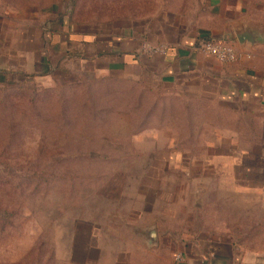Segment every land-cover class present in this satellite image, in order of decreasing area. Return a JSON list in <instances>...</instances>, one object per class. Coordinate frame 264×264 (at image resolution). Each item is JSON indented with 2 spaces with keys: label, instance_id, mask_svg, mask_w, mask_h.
<instances>
[{
  "label": "rangeland",
  "instance_id": "rangeland-1",
  "mask_svg": "<svg viewBox=\"0 0 264 264\" xmlns=\"http://www.w3.org/2000/svg\"><path fill=\"white\" fill-rule=\"evenodd\" d=\"M153 1L80 0L74 19L112 23ZM247 1L264 21V0ZM70 4L0 0V67L11 71L9 86L0 80V264H126L148 230L167 248L188 237L208 247L228 230L264 252V115L153 81L88 79L81 63L37 78V32Z\"/></svg>",
  "mask_w": 264,
  "mask_h": 264
},
{
  "label": "crops",
  "instance_id": "crops-1",
  "mask_svg": "<svg viewBox=\"0 0 264 264\" xmlns=\"http://www.w3.org/2000/svg\"><path fill=\"white\" fill-rule=\"evenodd\" d=\"M184 1L181 5L170 0L153 1L144 15H120L112 23L102 17L78 21L74 14L70 18L55 15L50 22L45 19L36 39L37 78L52 79L55 72L68 70L70 63H81L90 68L88 79L115 76L153 81L167 93L177 91L188 98L230 106L229 111L236 116L264 115V21L249 18L247 0H199L190 11L185 9ZM244 29L260 42L240 45L235 32ZM203 39L231 40L239 59L222 65L194 53L193 47ZM144 43L163 45L168 50L161 56H138ZM68 52L74 54L67 57ZM239 188L243 190L244 185ZM223 233L212 237L208 247L189 237L180 239L178 247L192 248L184 251L160 246L156 233L154 243L142 237L146 247L126 249L123 255L128 257L126 264H264L262 250L236 241L238 233ZM222 236L225 239H219ZM247 237V233L240 235L242 241ZM176 253L183 256V262L174 261ZM94 254L98 256V249Z\"/></svg>",
  "mask_w": 264,
  "mask_h": 264
},
{
  "label": "built area",
  "instance_id": "built-area-1",
  "mask_svg": "<svg viewBox=\"0 0 264 264\" xmlns=\"http://www.w3.org/2000/svg\"><path fill=\"white\" fill-rule=\"evenodd\" d=\"M167 48L163 45H152L144 43L138 50V56L154 57L165 55ZM194 53L203 57L212 58L216 62L227 65L236 62L239 59V54L230 44L224 40H212V41H198L193 47ZM176 263L183 262V256L178 253L174 256Z\"/></svg>",
  "mask_w": 264,
  "mask_h": 264
},
{
  "label": "trees",
  "instance_id": "trees-1",
  "mask_svg": "<svg viewBox=\"0 0 264 264\" xmlns=\"http://www.w3.org/2000/svg\"><path fill=\"white\" fill-rule=\"evenodd\" d=\"M70 2H71V4H70V10L68 11V12H65V13H62V17H67V16H69V18L73 15V14H75V8H76V5H77V3H78V1H80V0H69ZM55 15H57V14H55ZM68 18V17H67ZM97 18V17H96ZM95 18V19H96ZM90 21H92V19H90ZM50 34H51V32H53V31H51V30H47ZM202 41H212V40H209V39H203ZM224 41L226 42V43H228V44H232V41L231 40H229V39H224ZM74 53H72V52H68V53H66V55H67V57H70V56H72ZM11 74V71H7V70H5L4 68L3 69H0V80L2 81L3 80V83H5V84H3V86H5L6 85V87L7 86H9V84H10V82L8 81V79H7V76L8 75H10ZM13 74H17V73H13ZM17 76H18V74H17ZM23 77H29V75H27V76H24L23 75ZM36 76H34V75H32V76H30V78H32V80L35 78ZM21 78V76L19 75V79H18V81H15L13 84V86L14 87H17V88H20V86H22L23 85V83H24V81H25V79L24 78H22V79H20ZM1 102H4L5 103V100L3 99Z\"/></svg>",
  "mask_w": 264,
  "mask_h": 264
},
{
  "label": "water",
  "instance_id": "water-1",
  "mask_svg": "<svg viewBox=\"0 0 264 264\" xmlns=\"http://www.w3.org/2000/svg\"><path fill=\"white\" fill-rule=\"evenodd\" d=\"M235 37L240 45L247 44L248 46H254L255 44L260 42L259 41L260 39H258L257 36H255L251 31L246 29L235 32ZM141 236L147 239L149 244L155 242L154 230H148L147 232H142Z\"/></svg>",
  "mask_w": 264,
  "mask_h": 264
}]
</instances>
